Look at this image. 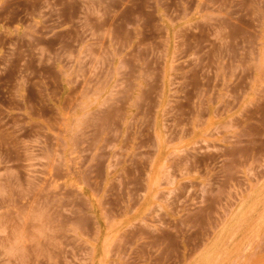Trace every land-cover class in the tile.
<instances>
[{
	"label": "rangeland",
	"instance_id": "obj_1",
	"mask_svg": "<svg viewBox=\"0 0 264 264\" xmlns=\"http://www.w3.org/2000/svg\"><path fill=\"white\" fill-rule=\"evenodd\" d=\"M0 264H264V0H0Z\"/></svg>",
	"mask_w": 264,
	"mask_h": 264
}]
</instances>
